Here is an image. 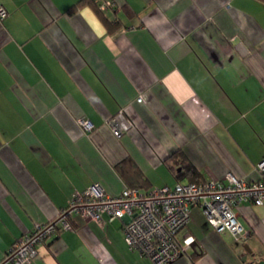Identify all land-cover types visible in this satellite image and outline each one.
<instances>
[{
    "label": "crops",
    "instance_id": "obj_1",
    "mask_svg": "<svg viewBox=\"0 0 264 264\" xmlns=\"http://www.w3.org/2000/svg\"><path fill=\"white\" fill-rule=\"evenodd\" d=\"M80 1L0 0V259L95 182L137 187L138 169L149 185L173 186L175 152L204 178L260 177L264 0H95L122 22L114 32ZM120 111L132 127L116 137ZM239 211L242 242L194 206L197 244L170 264L264 259V203ZM72 225L25 264H155L129 247L124 219L75 215Z\"/></svg>",
    "mask_w": 264,
    "mask_h": 264
},
{
    "label": "built area",
    "instance_id": "obj_2",
    "mask_svg": "<svg viewBox=\"0 0 264 264\" xmlns=\"http://www.w3.org/2000/svg\"><path fill=\"white\" fill-rule=\"evenodd\" d=\"M97 2L103 9L112 4L111 1ZM6 15L7 10L0 6V18ZM110 122L116 137L132 127L123 111ZM80 123L87 130L93 128L87 119H80ZM257 169L260 172L257 179L228 172L224 178H205L200 182L179 180L173 186L148 189L124 185L119 191H111L101 182H95L86 190L76 192L56 219L37 225L15 241L0 264L30 261L39 254V246L57 237L60 229L73 228L75 215L100 224L124 219L123 231L129 247L149 256L155 264H170L195 247L197 239L188 225L196 205L201 206L217 231H229L237 242H242L248 238L249 231L240 220L239 207L250 201L264 203V159Z\"/></svg>",
    "mask_w": 264,
    "mask_h": 264
},
{
    "label": "trees",
    "instance_id": "obj_3",
    "mask_svg": "<svg viewBox=\"0 0 264 264\" xmlns=\"http://www.w3.org/2000/svg\"><path fill=\"white\" fill-rule=\"evenodd\" d=\"M86 4L92 5L98 11L110 32H114L121 27L122 22L108 18L104 14V10H101L97 7L98 4H96L95 0H82L77 4V6ZM76 7L74 6L72 10H74ZM167 161L177 180L187 178L190 181L200 182L205 179L201 171L194 165L192 161L189 160L185 153L175 152L173 155L167 158ZM173 162H175V164L172 165ZM134 176L141 181V184L136 185L137 187H141L142 184L144 185L142 187L149 186L148 178L138 169L136 175L134 174Z\"/></svg>",
    "mask_w": 264,
    "mask_h": 264
},
{
    "label": "rangeland",
    "instance_id": "obj_4",
    "mask_svg": "<svg viewBox=\"0 0 264 264\" xmlns=\"http://www.w3.org/2000/svg\"><path fill=\"white\" fill-rule=\"evenodd\" d=\"M153 182V181H152ZM162 185H166V184H160V183H156V182H153L152 184H150L149 186L150 187H155V186H162ZM143 188V187H141Z\"/></svg>",
    "mask_w": 264,
    "mask_h": 264
},
{
    "label": "water",
    "instance_id": "obj_5",
    "mask_svg": "<svg viewBox=\"0 0 264 264\" xmlns=\"http://www.w3.org/2000/svg\"><path fill=\"white\" fill-rule=\"evenodd\" d=\"M247 246V245H246ZM250 251H251V249H250ZM252 253H253V251H252ZM253 255V254H252ZM256 264H264V259H261V260H259Z\"/></svg>",
    "mask_w": 264,
    "mask_h": 264
}]
</instances>
